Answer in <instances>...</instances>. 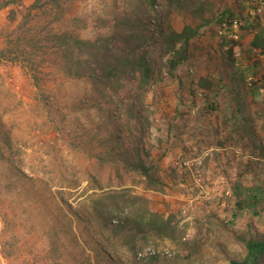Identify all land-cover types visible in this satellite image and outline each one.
<instances>
[{"label":"rangeland","instance_id":"374dc122","mask_svg":"<svg viewBox=\"0 0 264 264\" xmlns=\"http://www.w3.org/2000/svg\"><path fill=\"white\" fill-rule=\"evenodd\" d=\"M5 1L0 0V4ZM36 1L23 0L22 8L13 5L4 12L0 51ZM256 2L264 0H206L203 18L193 9L175 12L171 24L177 31L211 21L202 28L204 37L195 46L196 65L192 70H180L183 83L168 79L152 89L145 107L138 105L134 117L128 110V93H120L124 106H111L108 100L95 105L89 82L64 77L53 55L39 58L45 61L36 80L22 62L0 60V152L5 154L0 156V245L9 247L11 255L16 253L21 260L11 264H30L32 254L42 253L43 264H82L96 244L107 241L117 249L120 264H150L146 259L152 255L160 256V262L152 264H229L230 259L243 257L237 236L244 235L250 226L264 233L262 206L258 207L260 213L246 212L233 223L237 194L245 199L255 188L264 187V155L259 148H264V96L246 101L245 124L250 127L245 133L244 125L240 127L235 119L238 129L233 137L224 134L231 99L221 95L217 99L219 111L211 114L205 98L191 94L197 92L191 81L209 73L227 74L219 27L212 18L232 9L264 28V4L259 7ZM63 6L65 15L60 21H55L58 11L53 4L30 12L27 28L31 36L44 35L46 27L52 32L76 28L85 39L95 40L109 30L102 23L122 12L124 3L74 0ZM229 38L237 42L235 54L246 66L252 35L238 31ZM260 63L264 70V58ZM259 80L264 84V74ZM177 109L182 116L175 126L180 141L171 148L167 134ZM143 128L144 134L139 132ZM115 130L126 148L142 144L147 164L160 167L164 176L170 169L177 170L178 183L170 182L167 196L146 195L155 210L178 214L185 233L181 239L153 237L149 242L141 241L134 254L122 245L120 236L113 238L102 224L90 221L87 200L100 193L91 190L92 177L105 190L118 185L109 166L101 168L89 157L100 151V142ZM6 133L13 152H17L18 166L12 164L3 142ZM68 182H76L77 189L63 193L61 188L69 186ZM131 182V175L123 176L125 186L131 187ZM137 192L142 194L141 189Z\"/></svg>","mask_w":264,"mask_h":264},{"label":"trees","instance_id":"16d2710c","mask_svg":"<svg viewBox=\"0 0 264 264\" xmlns=\"http://www.w3.org/2000/svg\"><path fill=\"white\" fill-rule=\"evenodd\" d=\"M44 1L37 0L29 8L23 22L12 32L6 48L0 51V60L22 62L36 80V74L45 61H39V58L53 55L64 77L89 82L95 105L98 106L99 101L108 100L111 106H124L120 93H128L130 117L135 116L138 105L145 107L149 92L160 83L168 79L183 83L179 72L182 68L192 70L196 65L195 46L204 37L202 28L211 22L205 20L196 27L186 25L182 31H177L171 24L174 13L179 11L193 9V13L203 18L206 0H123V11L118 12L113 20L102 23L109 30L95 40L85 39L76 28L52 32L46 27L44 35L40 33L31 36L32 31L27 28L30 12L53 4L58 11L55 21H60L65 15L63 3L69 5L74 0ZM256 3L259 7L264 4ZM13 5L22 8L23 0L5 1L0 4V11ZM258 9V6H254V10ZM12 20L14 21V17ZM212 20L219 27L223 65L228 71L227 74L220 75L209 73L200 76L197 81H191V86H197V92L194 90L191 94L203 96L208 106L207 111L211 114L219 111L217 99L221 95L230 98L232 111L227 118L224 134L234 137L237 136L238 129L235 119H239L240 127L244 125L245 133L250 127L249 123L245 124L248 120L246 101L252 96L255 99L264 96V84L259 83V77L264 74L260 63L264 58V28L260 24L253 25L250 16L237 14L232 9L223 11ZM236 23L240 24L239 32L252 35L248 53L250 61L246 66L235 54L237 42L229 38L235 33ZM190 72L188 70L191 77ZM181 118L177 109L167 134L171 148L180 141L175 126ZM139 132L144 134V128L139 129ZM3 142L12 156V164L18 166L20 162L15 159L17 152H13L11 148L12 142L8 133L4 135ZM99 145L100 151L91 154L89 158L95 159L101 168L109 166L118 186L105 190L97 178L92 177L91 190L100 193H95L87 200L86 209L90 221L95 220L102 224L103 229L111 232L113 238L120 236L122 245L129 247L134 254L138 253L141 241L149 242L153 237L176 241L184 237L182 220L178 214H165L155 210L146 195L154 193L167 196L172 188L170 182L178 183L180 176L177 170L170 169L164 176L160 167L147 164V151L142 144L139 143L131 149L126 148L125 141L116 130ZM259 148L264 155V148ZM90 151L94 152L92 148ZM0 156L3 158L5 154L0 152ZM126 175L132 176L131 187L123 183V176ZM68 183L69 186L61 188L63 193L66 189H77L76 182ZM137 189H141L142 194ZM260 206L264 209V187L255 188L245 199L237 194L233 223L246 212L260 213ZM236 239L241 244L244 255L230 259L229 264H264V233L254 231L250 226L244 235L237 236ZM91 253L93 254L88 255L82 264L121 263L117 249L109 241L96 244ZM146 260L150 264L159 263L160 256L152 255Z\"/></svg>","mask_w":264,"mask_h":264},{"label":"crops","instance_id":"0c3cea01","mask_svg":"<svg viewBox=\"0 0 264 264\" xmlns=\"http://www.w3.org/2000/svg\"><path fill=\"white\" fill-rule=\"evenodd\" d=\"M9 9V8H8ZM8 9H4L2 11H0V25L5 24L3 17H4V12L7 11ZM12 250H10V248H5L3 245H0V262L6 263V264H11L13 263V261H17L18 263L21 261L19 259H17V254L15 253L14 255H11ZM44 255V253H42ZM42 254H32V256L28 259V261L30 260V264H43L40 263L41 261V255ZM11 255V256H10ZM23 261V260H22ZM24 262H21V264H23Z\"/></svg>","mask_w":264,"mask_h":264},{"label":"clouds","instance_id":"9594fccd","mask_svg":"<svg viewBox=\"0 0 264 264\" xmlns=\"http://www.w3.org/2000/svg\"><path fill=\"white\" fill-rule=\"evenodd\" d=\"M258 12H262V8H260V9L258 10ZM236 24H237V25H236ZM236 24H235V30H234L235 33L238 32L239 27H240V24H238V23H236ZM221 34H222V33H221Z\"/></svg>","mask_w":264,"mask_h":264},{"label":"built area","instance_id":"2783aa9c","mask_svg":"<svg viewBox=\"0 0 264 264\" xmlns=\"http://www.w3.org/2000/svg\"><path fill=\"white\" fill-rule=\"evenodd\" d=\"M237 25V24H236Z\"/></svg>","mask_w":264,"mask_h":264}]
</instances>
